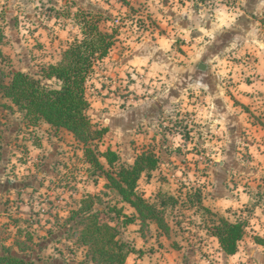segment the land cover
Instances as JSON below:
<instances>
[{
	"label": "clouds",
	"instance_id": "9594fccd",
	"mask_svg": "<svg viewBox=\"0 0 264 264\" xmlns=\"http://www.w3.org/2000/svg\"><path fill=\"white\" fill-rule=\"evenodd\" d=\"M91 2L114 17L109 22V35L112 28L121 26V21L124 27L118 36L119 49L110 50L108 56L96 60L85 77L84 99L89 107L82 110L83 115L89 118L95 130L109 128L117 142L126 135L145 142L155 137L158 147L170 151L168 161H160L159 151L156 152L155 179L145 199L158 188L176 196V189L184 185L187 186L185 192L200 189L205 197L203 207L229 224L247 221L244 225L246 235L236 241L237 251L226 261L217 251L220 248L218 240L209 237L207 228L200 227L208 217L193 207L187 213L188 220L193 223L185 220L182 224L187 230V241L180 239L178 242L186 248L188 242L203 241L198 246L208 257L200 259V264H248L250 258L245 245L264 255V245L252 239L257 236L264 239V179H261L264 177V133L256 135L251 127L255 118L264 121V0H139V4L129 0L132 7L143 5L139 13L131 16L129 9L115 4V0ZM57 8L62 9L63 5L58 4ZM76 11L77 8L72 9L73 13ZM170 12L175 13V17ZM40 19L48 25L53 38L59 36L60 40L67 41L64 50L73 42L82 44L87 39L83 23L72 19L49 21L43 16ZM141 20L143 28L138 26ZM184 20H187L186 27L180 24ZM153 21L163 34L153 26ZM95 55L99 57L100 53ZM173 91L178 95H172ZM232 98L240 104H234ZM242 105L248 107V113L243 111ZM153 108L156 109L153 116L140 115L132 122L134 127L127 128L130 113L136 109L144 113ZM233 115L238 119L231 123H240L247 139L253 143L250 145L245 137L237 136L238 152L234 159L238 167L230 169L227 187L222 195L213 199L208 197V193L215 195L217 184L212 170L220 172L221 163L229 160L227 152L232 137L228 127L229 117ZM20 116L21 113L16 112V118ZM113 117H122L123 122L114 127ZM48 127L47 124L33 126L22 134L23 140L33 133L40 138L42 147H36L30 137L26 142L27 155L18 151L12 160V164H17V171L10 179L22 178L30 169L35 171L32 165L37 162L38 155H47L52 150L45 132ZM185 132L190 133V141L185 139ZM162 140L167 142L160 145ZM52 142H56L55 137ZM141 154L137 152L136 156ZM21 157L27 160L26 164H18ZM121 162L125 167L135 163L134 159L123 156ZM241 168L257 171L245 174L239 170ZM160 175L167 177L171 185L156 182ZM81 178L84 177H78ZM3 180L4 177H0V183ZM208 227L212 225L209 223ZM127 239L131 241L132 237ZM150 243L155 245L154 241ZM133 246L140 248L142 244ZM151 259L153 264H167L169 257L160 250ZM131 260L129 257L128 264ZM253 264L262 262L257 257Z\"/></svg>",
	"mask_w": 264,
	"mask_h": 264
},
{
	"label": "rangeland",
	"instance_id": "374dc122",
	"mask_svg": "<svg viewBox=\"0 0 264 264\" xmlns=\"http://www.w3.org/2000/svg\"><path fill=\"white\" fill-rule=\"evenodd\" d=\"M127 1V5L120 0H115V4L128 8L130 16L141 11L143 5L132 7L129 0ZM104 2L110 3V0H104ZM135 2L139 4V0ZM58 4H62L63 8L58 9ZM115 4L110 6L115 7ZM73 8H77L75 13L72 12ZM82 11L101 15L103 19L100 21V26L108 32L109 22L113 21L114 17L111 12L98 7L91 0H87V3L86 0H47V2L45 0H0V78L8 83L14 72L24 71L41 78L49 87H58L59 83L56 80L42 78V68L61 59L67 41L60 40L59 36L53 38L48 25L40 17L43 16L49 21L72 19L80 23L79 15ZM169 14L175 17V13ZM152 24L163 34L158 24L154 21ZM180 24L186 27L187 20L183 23L181 21ZM29 25L32 26L29 27ZM64 26L61 25L62 28ZM138 26L143 28L144 22L138 21ZM123 27V21H121L120 27L111 29V32L114 29L116 34L110 50L119 49L121 42L118 36ZM17 48L20 49L19 52L16 51ZM118 55L119 51H117ZM209 83H211L210 78ZM232 99L234 104H240V101ZM120 107L123 108L124 105ZM242 107L245 113L249 112L246 105ZM16 112L21 113L20 118H16ZM119 119L120 117H113L114 127L120 125ZM237 119L233 115L228 127V133L232 137L230 144L235 146L236 150L232 153L233 161H235L234 154L238 152L237 136L245 137L246 143L250 145L253 143L252 140L247 139V133L240 123L235 125L231 123ZM44 124L49 126L45 132L52 150L47 155H38L37 162L32 165L35 171L30 169L22 178L10 179L9 177L16 176L17 164H12L16 152L23 151L25 155L28 153L27 140L31 137L36 147H42L40 138L35 137L33 133L24 136L23 140L22 134L33 126L43 127ZM251 127L256 135L264 133V121L259 118H255V123ZM108 133L100 141L89 143L95 151L117 146L123 150L124 157L128 159L133 153L136 154L146 148L148 144L153 145V141L146 143L127 135L117 142L110 130ZM52 137L56 138L55 143L52 142ZM185 137L190 141V133L185 132ZM153 140L155 143V137ZM166 142L162 140L160 145ZM155 145L154 148L160 154L163 150L168 152V154L164 152L161 154L162 160L168 161L170 151L158 147L156 143ZM130 146L133 151L129 149ZM148 151H153V148H149ZM179 152L177 149V153ZM73 160L75 162L71 163ZM26 163L27 160L23 157L18 161L20 165ZM256 171L253 168L245 169L243 172L255 173ZM81 176L84 178L78 179ZM0 177H4L3 182L0 183V254L8 250L11 254L34 261L36 264H101V260H93L92 247L80 241V233L86 226V221H81V215L71 218L72 212L80 209L81 200L90 194L96 195L94 211L102 212V220L111 221L110 219L113 218L111 223L121 228V238L124 235L123 228L126 227L123 225L124 217L118 218L114 212L108 211L109 207L121 206L120 196L106 187L107 179L100 176V171L88 162L84 144L65 128H56L44 120H35L27 116L9 99H1L0 103ZM162 178L166 180V185H171L167 177L162 175ZM182 187L187 186L181 185L176 191H180ZM187 193L192 195L193 201L196 202V191ZM152 202L158 204L160 201L157 197ZM174 207L175 204L169 203L165 208V218L168 223L171 222ZM191 209L184 204L179 205L174 222L178 221L181 226V223L188 220L187 213ZM216 217L220 218L217 215ZM188 223L193 222L188 220ZM128 242L133 245L132 241Z\"/></svg>",
	"mask_w": 264,
	"mask_h": 264
},
{
	"label": "trees",
	"instance_id": "16d2710c",
	"mask_svg": "<svg viewBox=\"0 0 264 264\" xmlns=\"http://www.w3.org/2000/svg\"><path fill=\"white\" fill-rule=\"evenodd\" d=\"M128 4L127 0H120ZM80 23L84 24L87 39L82 44L69 45L61 59L42 68V78L56 80L58 87L45 85L41 78L32 76L24 71H16L11 80L6 83L0 78L1 99H9L27 116L35 120H44L56 128H65L74 137L84 144V152L88 162L99 171L100 176L107 179L106 187L114 190L120 196V202L129 204L136 210L135 215L127 214L123 206L108 208V211L123 218V225L134 223L138 218L141 222L140 231L144 234L149 222H155L159 229L168 234L169 224L165 218V208L175 204V198L168 194L158 195V204L144 198L139 190V180L143 173L147 175L158 164L154 151H142L136 156L134 166L125 167L117 151L110 148L95 151L89 144L91 141H100L108 133L109 128L95 130L89 118L83 115L82 110L89 105L84 99L85 77L92 70L96 60L109 54L114 44L115 30L111 35L100 26L101 15L82 11L79 15ZM99 52L97 57L95 54ZM5 105V104H3ZM109 167V168H107ZM96 195L90 194L81 200L80 209L73 211L71 218L81 215L86 226L80 233V241L92 247L93 260H101V264H125L126 258L135 247L121 238V228L111 221L102 220V212L94 211ZM245 222L235 225L229 224L224 218L213 226V234L220 241L223 250L228 254L237 251L236 241L244 235ZM0 264H36L34 261L15 256L8 250L0 254Z\"/></svg>",
	"mask_w": 264,
	"mask_h": 264
},
{
	"label": "crops",
	"instance_id": "0c3cea01",
	"mask_svg": "<svg viewBox=\"0 0 264 264\" xmlns=\"http://www.w3.org/2000/svg\"><path fill=\"white\" fill-rule=\"evenodd\" d=\"M253 19H255V17ZM183 22L184 21H182V23ZM224 38L226 39L227 35ZM171 94L172 95H178L177 93H175V91H173ZM245 98H247V95H245ZM155 103L158 105V102H155ZM165 103H167V101H165ZM219 103L220 102H217L218 105H219ZM155 110L156 109H154V108L148 109L144 113H141L139 109L134 110L132 113L129 114L130 122L127 125V128L132 129L134 127V124L132 122L136 121L140 115H144V116L150 118L151 116L154 115ZM222 110H224V109H222ZM231 118H232V116L229 117V120ZM236 118H238V117L236 116ZM120 119L118 120V124H121L123 122V118L120 117ZM169 130L171 131V129H165V131H167V132H170ZM108 134L109 133H107L105 136H107ZM132 139H134V137H132ZM135 139H137V138L135 137ZM185 139L188 140L187 137H185ZM140 140H143V139H140ZM152 141H153V145L148 144L146 146V148H143L139 152L148 151L149 148H153V151L156 153L158 150H156L154 148L156 145L154 143L153 137H152ZM146 143H149V142H146ZM142 146H144V145L142 144ZM106 149H108V148H106ZM110 149L117 151L118 154L120 155V157L121 156L124 157L123 150H120V148H118L117 146H110ZM129 149L132 150V147L130 146ZM235 151H236L235 146L233 147V145L230 144L228 152H227L229 160L221 163L220 172H216L215 169L212 170L213 177L216 179L217 184H216V189H215V195H213V193H208V197L215 199L216 196H220L223 194L224 189L227 187L226 181H228V179H229L230 169L238 167V161H236V160L233 161V159H232V153ZM163 152L168 154V152L165 150H163L162 153ZM161 154L159 152V160L163 161ZM135 158H136V154L133 153L132 157L128 158V159H134L135 160ZM198 163L199 162L193 164V166L196 167V164H198ZM245 169H248V168H241L239 170L240 171L242 170L241 172H243ZM154 170H156V169H154ZM154 170H152L149 175H147L146 173H143L140 180H139V187L138 188L142 192L144 197L146 196V194L148 193V191L150 190V188L153 185V182L155 179L153 176ZM248 170H250V169H248ZM244 173L248 174V172H244ZM204 175L205 176L207 175V171H205ZM144 178H145V182H143ZM261 179H264V177H262ZM156 182L161 183V184L167 183L166 180L162 178V175L159 176V178ZM257 187H259V185H257ZM185 188L186 187H182L180 189V191H176V193H177L176 196H173V195L169 194L168 192H165L162 189L158 188L147 199L148 201H154L160 193H163V194L167 193V194H169L175 198L176 201H175V207L173 209L174 210L173 215L171 217V222L168 223L169 227H170L168 234L162 232L159 229V227L157 226V224L155 222H151V221L149 222L148 229L143 234L140 231L141 225H140V220L138 218L136 219V221H134V223H131V224H129L123 228L124 235L122 236V238L125 241H129L127 239V237H132L131 241L133 242V245L137 244V243L142 244V246L140 248L135 247L136 250L134 252H131L128 255V257L126 258L125 264H128V258L129 257H132L131 264H153V261L151 258L156 256L157 252L160 250H163V254H166L169 257L167 264H200V259H207L208 254L205 252H202V250L198 246L199 243H203V241H199L197 244H192L191 242H188L186 248H182L181 244L178 242L180 239H184L185 241H187V237L185 236V232L187 230L184 227H182L183 223H181V226H179L178 221L174 222V219L176 218V214L178 213L177 209L179 208V205L181 206L182 204H184V206H187V207L189 206L191 208L197 207L198 211L202 210L205 213V215L208 217V220L205 222L204 225H202L200 227L207 228L209 237L217 239L219 244H220L218 237L213 234V226H215L216 224L219 223V219H217L216 215L214 213H212L208 208L203 207V200L205 199V197L202 195L201 190L200 189L195 190L196 191V202H194L192 199V195H190L184 191ZM182 191H184V192H182ZM195 204H196V206H195ZM121 206L125 207L124 211L127 212L129 215L132 214V215H135L137 217L136 210L133 207H131L129 204L121 202ZM127 208L129 209L128 211H127ZM229 211H230V209H229ZM246 211H250V210L246 209ZM220 218H223V217H220ZM244 222H245V224H247V221H244ZM209 223L212 225V227H210V228L208 227ZM193 235H195V233H193ZM245 235H246V233H245ZM252 239L255 240V242L257 244L264 245V239H261L258 236L252 237ZM153 241L155 242L154 246H152L150 243ZM217 251H220L222 253V256L225 258L226 261L231 257V255H233V254L226 253L223 250L221 244H220V248L217 249ZM245 251H246V254L250 258L248 261V264H253V260L256 259L257 257L260 259L262 264H264V255L256 252L255 248H248L247 245H245Z\"/></svg>",
	"mask_w": 264,
	"mask_h": 264
}]
</instances>
